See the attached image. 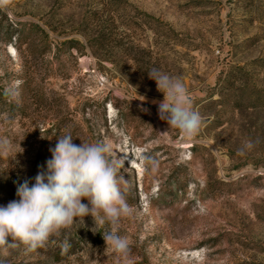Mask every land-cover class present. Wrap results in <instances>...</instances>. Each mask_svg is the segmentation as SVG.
I'll use <instances>...</instances> for the list:
<instances>
[{
  "label": "rangeland",
  "instance_id": "1",
  "mask_svg": "<svg viewBox=\"0 0 264 264\" xmlns=\"http://www.w3.org/2000/svg\"><path fill=\"white\" fill-rule=\"evenodd\" d=\"M152 69L184 84L195 138L160 119ZM66 133L125 158L132 264H264V0L0 2V206ZM110 227L85 216L8 264H117Z\"/></svg>",
  "mask_w": 264,
  "mask_h": 264
},
{
  "label": "clouds",
  "instance_id": "2",
  "mask_svg": "<svg viewBox=\"0 0 264 264\" xmlns=\"http://www.w3.org/2000/svg\"><path fill=\"white\" fill-rule=\"evenodd\" d=\"M148 75L164 94L158 106L160 119L178 129L185 139L195 138L204 120L192 107L182 81L158 69ZM73 140L71 133L60 135L56 146L49 149L51 159L46 161V170L38 172L31 186L25 180L17 187L18 199L0 206V264H8L10 253L21 248L26 255L37 254L55 243L53 238L62 230L89 215L95 223L110 224L103 239L117 264H132L129 241L118 232L121 218L133 214L126 200V181L120 174L125 158L113 156L111 145L105 141L81 140L77 145ZM254 146L253 141H246L241 154ZM11 148L10 141L0 137V155H9ZM141 160L153 167L157 164L150 157L142 156ZM85 199L87 204L82 202ZM70 247L65 239L62 253Z\"/></svg>",
  "mask_w": 264,
  "mask_h": 264
},
{
  "label": "trees",
  "instance_id": "3",
  "mask_svg": "<svg viewBox=\"0 0 264 264\" xmlns=\"http://www.w3.org/2000/svg\"><path fill=\"white\" fill-rule=\"evenodd\" d=\"M221 101L219 99L212 100V103H220ZM59 138H57L58 140Z\"/></svg>",
  "mask_w": 264,
  "mask_h": 264
}]
</instances>
